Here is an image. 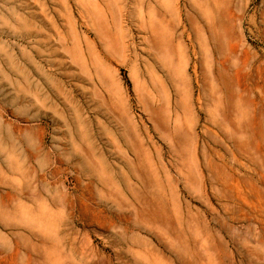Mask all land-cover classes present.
Wrapping results in <instances>:
<instances>
[{
  "label": "rangeland",
  "instance_id": "rangeland-1",
  "mask_svg": "<svg viewBox=\"0 0 264 264\" xmlns=\"http://www.w3.org/2000/svg\"><path fill=\"white\" fill-rule=\"evenodd\" d=\"M0 264H264V0H0Z\"/></svg>",
  "mask_w": 264,
  "mask_h": 264
},
{
  "label": "bare ground",
  "instance_id": "bare-ground-1",
  "mask_svg": "<svg viewBox=\"0 0 264 264\" xmlns=\"http://www.w3.org/2000/svg\"><path fill=\"white\" fill-rule=\"evenodd\" d=\"M81 56V55H80ZM82 57V56H81ZM83 59H82V61H83V63H85V61H84V57H82ZM81 60H80V62H82ZM74 63L76 64V62L74 61ZM78 63V62H77ZM83 65H86V64H83ZM81 66H82V63H81ZM236 86H238L240 89H242V91H244V89H245V87H244V82L243 81H241L238 77H237V79H236Z\"/></svg>",
  "mask_w": 264,
  "mask_h": 264
}]
</instances>
